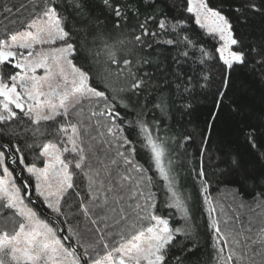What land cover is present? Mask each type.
Instances as JSON below:
<instances>
[{
  "label": "snow or ice",
  "instance_id": "obj_1",
  "mask_svg": "<svg viewBox=\"0 0 264 264\" xmlns=\"http://www.w3.org/2000/svg\"><path fill=\"white\" fill-rule=\"evenodd\" d=\"M3 13L0 264H264V225L240 219L245 196L264 207V117L237 121L259 171L218 132L225 108L243 115L224 104L233 74L258 67L264 86V0H31ZM200 96L212 107L193 154L196 134L169 121ZM218 177L234 208L213 196Z\"/></svg>",
  "mask_w": 264,
  "mask_h": 264
},
{
  "label": "trees",
  "instance_id": "obj_2",
  "mask_svg": "<svg viewBox=\"0 0 264 264\" xmlns=\"http://www.w3.org/2000/svg\"><path fill=\"white\" fill-rule=\"evenodd\" d=\"M30 2L31 0H0V28H2L5 24L3 13V9L5 7L13 8L15 11L16 8H19L21 5L27 6ZM182 2L183 0H181V3ZM30 12L31 9L25 7L22 9L20 15L24 18L27 17ZM189 27L192 28L195 26L190 22ZM196 31L199 33L201 30L196 27ZM239 31L243 32L248 37L249 42H256L260 38V29L258 25L256 27L241 25ZM114 38L115 36L110 39ZM213 43L215 42L209 40L208 46L211 47ZM172 54L174 55V53ZM145 71L152 72L157 77L160 76V73L155 67H146ZM258 72V67L254 72L251 70V66H249V68L240 69L233 74L232 91L229 94V97L224 101V104H230L233 100L237 101L243 109V115L240 117H234L230 113V110L225 108L224 116L218 125L219 134H221L225 140L230 143L231 147L235 151L239 152L243 156L246 162L255 166L257 171L260 170L261 166L256 161L254 150H251L249 146L246 145L243 137L238 134L239 125L237 121L245 120L250 123H257L260 118L264 117V86H261L259 82L257 75ZM199 101L200 102H193V110L188 112L186 115L174 114L173 119L169 121V123L174 126V130L177 132L185 131L188 134H196L193 137L194 143L185 146L187 150L193 154L197 152V144L200 141L199 134L205 128V122L209 115V109L212 107L211 98L204 101V97L200 96ZM175 103L179 106L183 103V101L176 100ZM261 151H264V149H261ZM138 159H141V162H143L142 157H138ZM77 179L79 182L80 178L78 177ZM183 184L189 192L192 191L191 180L187 176H185ZM233 187V185L227 184L223 177L215 178L213 181V196L217 200L222 199L221 204L223 206H228L229 203H232V205L235 206L232 200ZM228 194L231 195V199L226 197ZM244 200L248 206L244 208V212H241L240 210V214L242 216L241 221L247 226L248 221L252 220L254 228L264 225V207H258L257 204L253 202L251 196H245ZM40 207H43V205L41 204ZM197 211L199 212V207L197 208ZM175 219L179 220V217L176 216ZM206 219V214L201 213L199 216V222L201 225L204 224ZM0 223H2V221H0ZM177 226H179V224H177ZM207 232V229H202L200 239L201 253L205 258H207V255L211 250ZM181 239V237H178V241Z\"/></svg>",
  "mask_w": 264,
  "mask_h": 264
},
{
  "label": "rangeland",
  "instance_id": "obj_3",
  "mask_svg": "<svg viewBox=\"0 0 264 264\" xmlns=\"http://www.w3.org/2000/svg\"><path fill=\"white\" fill-rule=\"evenodd\" d=\"M230 194H228V195H226V197H228V198H230L231 199V195L229 196ZM34 200H35V197L33 198ZM222 200V199H221ZM221 200H217V202L219 203V204H221ZM228 200V199H227ZM230 202V201H229ZM226 209H228L229 207H232V208H234L235 206L234 205H232V203L230 204H228V206H224ZM244 212L245 210L244 209H242L241 210V212ZM223 218V217H222ZM242 218V216H241V214H240V219ZM0 224H2V223H0Z\"/></svg>",
  "mask_w": 264,
  "mask_h": 264
}]
</instances>
